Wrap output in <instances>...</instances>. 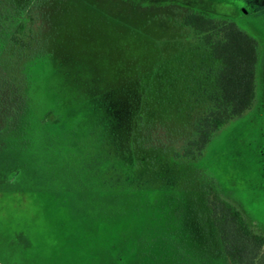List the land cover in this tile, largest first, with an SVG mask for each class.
<instances>
[{"label": "rangeland", "instance_id": "rangeland-1", "mask_svg": "<svg viewBox=\"0 0 264 264\" xmlns=\"http://www.w3.org/2000/svg\"><path fill=\"white\" fill-rule=\"evenodd\" d=\"M190 13L259 57L252 108L197 160L214 63ZM28 29L24 58L0 36V86L24 85L0 113V264H227L210 186L264 235V0H38Z\"/></svg>", "mask_w": 264, "mask_h": 264}, {"label": "trees", "instance_id": "trees-1", "mask_svg": "<svg viewBox=\"0 0 264 264\" xmlns=\"http://www.w3.org/2000/svg\"><path fill=\"white\" fill-rule=\"evenodd\" d=\"M37 3L38 0H0V36L17 48L21 58L32 48L33 35L28 32V25L33 22ZM183 23L201 38L214 63L209 71L212 83L206 92L207 110L197 127V137L188 142L183 154L197 160L217 132L252 108L256 99L258 43L231 21L190 13ZM23 97V83H3L0 113L4 110L5 117L15 118ZM123 190L113 184V199L117 193L121 196ZM208 203L226 263L264 264V235L255 232L243 213L215 186L209 187Z\"/></svg>", "mask_w": 264, "mask_h": 264}]
</instances>
